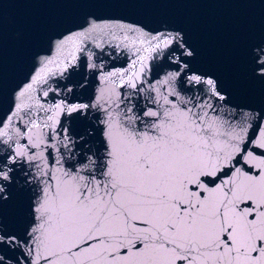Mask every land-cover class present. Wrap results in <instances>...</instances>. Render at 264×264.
<instances>
[{"label":"water","instance_id":"obj_1","mask_svg":"<svg viewBox=\"0 0 264 264\" xmlns=\"http://www.w3.org/2000/svg\"><path fill=\"white\" fill-rule=\"evenodd\" d=\"M0 264H264V0H0Z\"/></svg>","mask_w":264,"mask_h":264}]
</instances>
